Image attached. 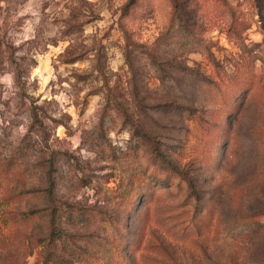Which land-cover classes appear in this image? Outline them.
<instances>
[{"label":"rangeland","instance_id":"374dc122","mask_svg":"<svg viewBox=\"0 0 264 264\" xmlns=\"http://www.w3.org/2000/svg\"><path fill=\"white\" fill-rule=\"evenodd\" d=\"M0 264H264V0H0Z\"/></svg>","mask_w":264,"mask_h":264},{"label":"trees","instance_id":"16d2710c","mask_svg":"<svg viewBox=\"0 0 264 264\" xmlns=\"http://www.w3.org/2000/svg\"><path fill=\"white\" fill-rule=\"evenodd\" d=\"M49 191H51V190H49ZM46 195H48V197L50 198V201H51L50 202L51 204L47 205V206H59L60 202L52 199V195H53L52 191L48 192V194H46ZM42 206H46V205H42ZM49 235H50V239H54V238L55 239H62L66 235V233L62 232L61 228L59 226H57L54 222H52L50 225Z\"/></svg>","mask_w":264,"mask_h":264}]
</instances>
